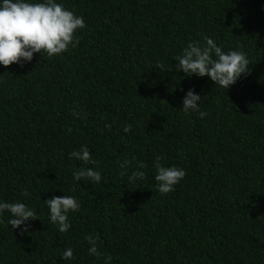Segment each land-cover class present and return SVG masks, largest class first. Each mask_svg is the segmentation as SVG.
Masks as SVG:
<instances>
[{
	"label": "trees",
	"instance_id": "obj_1",
	"mask_svg": "<svg viewBox=\"0 0 264 264\" xmlns=\"http://www.w3.org/2000/svg\"><path fill=\"white\" fill-rule=\"evenodd\" d=\"M57 2L84 17L77 46L0 66V201L37 214L21 232L5 212L0 264H264V0ZM205 36L250 61L227 90L175 69ZM189 89L205 117L180 110ZM81 146L96 165L69 158ZM157 159L186 172L166 195ZM125 161L146 174L134 189ZM86 167L100 183L73 180ZM64 195L81 206L61 233L44 200Z\"/></svg>",
	"mask_w": 264,
	"mask_h": 264
},
{
	"label": "clouds",
	"instance_id": "obj_2",
	"mask_svg": "<svg viewBox=\"0 0 264 264\" xmlns=\"http://www.w3.org/2000/svg\"><path fill=\"white\" fill-rule=\"evenodd\" d=\"M84 17L65 8L63 3L57 0H0V66H9L13 63L23 67L25 63L31 62L34 53L46 54L49 58L59 56L69 51L70 47L75 48L79 43L76 35L78 30L85 28ZM176 70L183 72L186 76L195 75L197 77L207 76L215 85L228 89L242 75L249 71L250 61L245 52L240 50H230L225 52L218 46L214 39L205 36L203 43H188L177 57ZM159 71L165 70V66L160 63L153 64ZM201 96L189 89L181 99L184 112H195L200 118L207 115L199 107ZM74 118H80L81 114L73 110ZM108 127V125H105ZM131 126L124 127V132H129ZM69 158H75L85 164L96 165L92 159L89 148L81 146L77 151L69 153ZM128 161L120 165L122 171L120 175L127 177V183L136 188L137 182L145 178V172L135 170L130 175L127 173ZM138 167L143 169L145 165L141 162ZM156 187L161 195L174 190V186L179 184L185 177L186 172L177 166H163L159 159L155 164ZM74 181H91L100 183L101 172L98 168L86 167L73 173ZM25 196L28 193H24ZM48 208L49 222L57 226L61 233L67 232L71 224L68 213L76 212L80 208V202L76 197L64 195L62 197L53 196L44 200ZM5 212L9 213L8 221L12 230L20 228L21 232L28 231V221L36 218L33 208L22 202L0 201V219ZM91 245L88 253L92 256H99L97 241L92 237H86ZM73 257L72 248H66L61 254L62 260ZM111 255H105L103 264H111Z\"/></svg>",
	"mask_w": 264,
	"mask_h": 264
}]
</instances>
